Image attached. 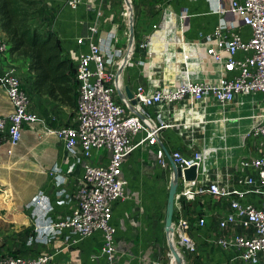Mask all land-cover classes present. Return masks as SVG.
I'll return each instance as SVG.
<instances>
[{"label":"crops","instance_id":"1","mask_svg":"<svg viewBox=\"0 0 264 264\" xmlns=\"http://www.w3.org/2000/svg\"><path fill=\"white\" fill-rule=\"evenodd\" d=\"M67 1L44 0L45 23L60 36L65 52H88V43L80 45L77 39L88 34L89 26L96 25L99 33L95 38L100 35L103 39L101 46L110 61L109 68L118 69L129 42L125 0H81L76 9ZM225 3L229 5L231 0H132L135 47L120 76L121 90L124 92L128 86L135 92L143 85L154 91L174 85L184 76L183 50L188 54V69L194 80L216 82L220 65L203 50L206 36L222 19L218 8ZM238 30L248 33L245 26L240 25ZM7 74L18 76L31 93L30 109L38 113L40 120L24 126L22 139L12 154L7 152V137L0 134V255L11 251L31 254L43 251L53 253L51 264H106L98 235L71 246L65 245V235L54 236L48 243L36 240L37 226L70 214L76 202L74 190L84 175L83 165L68 153L64 143L46 131L48 127L70 123L75 107L35 94L29 60L13 53L8 46L0 52V116L13 111L3 82ZM116 97L122 101L118 92ZM240 97L244 98L237 96L232 102L239 101ZM210 99L213 98L193 106L184 100L148 108L157 121H164L168 126L161 131L157 144L145 142L123 161L126 199L114 204L111 220L117 226L115 254L120 264H154L156 260L161 264H175L169 255L165 230L173 174L169 154L172 156L175 150L185 156L200 150L204 153L197 177L201 191L192 199L176 196L175 201L173 220L179 213L188 216L194 224L198 217L205 218L203 225L195 224L192 228L191 233L199 245L196 253H186V264H236L234 253L221 248L216 240L243 228L219 226L218 222L227 213L229 198L211 193L208 186L215 182L232 184L239 173L238 160L258 155L263 140L248 135V129L237 135L238 128L230 124L223 141H219L218 146L213 145V141L207 140V119L200 107L204 102L208 108ZM256 100L261 102L259 95L242 102L254 105ZM252 110L255 115L263 112L262 109L257 113L254 107ZM252 114L234 118L224 115L221 125L225 127L230 120L240 124L243 119H250V127ZM209 131L214 133L212 129ZM215 133L221 140L220 132ZM143 135L139 132L132 136L130 145L138 144ZM104 154V158L95 156V161H105L109 152ZM179 202L181 210H178Z\"/></svg>","mask_w":264,"mask_h":264},{"label":"built area","instance_id":"2","mask_svg":"<svg viewBox=\"0 0 264 264\" xmlns=\"http://www.w3.org/2000/svg\"><path fill=\"white\" fill-rule=\"evenodd\" d=\"M67 3L76 9L81 0H68ZM218 12L222 19L206 36L207 44L203 50L220 65L218 80H194L188 69V54L183 50V78L174 85L154 91L139 85L134 92L135 98L139 99L135 105L138 113L129 110L130 107L116 97L117 69L109 68L110 61L101 46L102 37L95 38L99 28L89 26L88 34L77 39L80 45L88 43L89 51L69 52L76 66L74 118L70 123L48 127L46 131L64 143L68 153L83 165L84 175L74 190L76 202L70 214L37 226V241L48 243L54 236L65 235V245L71 246L86 237L98 235L99 249L106 256V264H120L115 254L117 226L111 220L114 204L126 199L123 161L135 147L145 142L157 144L161 131L168 126L164 121H157L148 108L184 100L193 106L209 98L226 106L237 96L259 95L263 112L251 115L253 122L247 133L262 138L260 153L238 160L239 173L232 184L211 183L208 191L229 198L227 213L218 222L219 226L243 228L218 238L216 243L234 253L236 264H264V0H231L229 5L220 6ZM240 25L248 28L247 34L238 30ZM7 47L8 42L0 31V52ZM3 82L13 111L0 116V134L7 137V152L12 154L22 139L24 126L38 122L40 116L30 109L31 93L18 76L7 74ZM139 132L144 135L138 144L131 146V137ZM106 151L109 154L105 161H95V156L104 158ZM172 158L183 170L193 165L199 170L204 153L200 150L185 156L175 150ZM201 188L197 179L180 178L176 196L192 199ZM177 204L181 210V203ZM133 220H137L136 216ZM204 223L205 218L198 217L195 224ZM195 224L182 213L173 220V239L183 255L198 251L199 244L191 233ZM52 259V252L11 251L0 255V264H51ZM154 264H161V261L156 260Z\"/></svg>","mask_w":264,"mask_h":264},{"label":"trees","instance_id":"3","mask_svg":"<svg viewBox=\"0 0 264 264\" xmlns=\"http://www.w3.org/2000/svg\"><path fill=\"white\" fill-rule=\"evenodd\" d=\"M44 0H0V28L13 53L29 60L33 92L75 107L76 66L45 23Z\"/></svg>","mask_w":264,"mask_h":264},{"label":"water","instance_id":"4","mask_svg":"<svg viewBox=\"0 0 264 264\" xmlns=\"http://www.w3.org/2000/svg\"><path fill=\"white\" fill-rule=\"evenodd\" d=\"M126 7L128 9L129 18H128V30H129V42L128 47L124 53L122 61L116 71L115 74V87L120 96V99L125 102L132 111L138 113L135 109V105L138 100L135 98V93L128 86L125 87L124 92L120 88V76L124 67L128 64L131 53L135 47V17H134V7L132 4V0H125ZM169 160L172 166V178L170 181L168 198H167V206H166V220H165V230L168 236L169 248L170 252L175 255V264H186V259L184 255L177 249L174 239H173V218L175 211V201L176 194L178 192L179 181L180 178H184L185 180H196L198 177V167L193 165L189 168L182 169L174 162L172 156L169 154Z\"/></svg>","mask_w":264,"mask_h":264},{"label":"rangeland","instance_id":"5","mask_svg":"<svg viewBox=\"0 0 264 264\" xmlns=\"http://www.w3.org/2000/svg\"><path fill=\"white\" fill-rule=\"evenodd\" d=\"M243 97H244L243 99H241V97H240L239 101H237V102L233 103L231 101L230 103H228L226 105L225 108L220 106L219 103L215 99H210L209 101H207L208 108H205L204 102L200 104V107L202 109L201 112L205 113V117L207 119V122H206V128H208L207 129V132H208L207 140L213 141V145L218 146L217 144H219V141H223L222 137H224L226 127L230 124H233L238 128L237 132H236L237 135L238 134L240 135L241 133L247 131V129L249 128L248 124H250V122H251L250 119H243L240 124H237V123H235V121L230 120V122L226 123V126L223 127L221 125V120L224 117V115L226 117H229V118H234V117H238V116H249L250 114H252L253 107L256 109L257 113L261 112V110L263 109L262 103L260 101H257V100H256V104H254V105L253 104H244L243 102L244 101L248 102V100H250L251 96L245 95ZM191 115L192 114L190 113V116ZM192 126H194V125L193 124L189 125V128L192 129L191 128ZM211 129L213 130L214 133L209 131ZM215 132H220L221 140L217 136H215V134H216ZM239 138H240V136H239ZM6 198H8V196H6ZM21 250L22 249H19V251H21ZM185 255H186V253H184V258L186 259ZM186 263H187V261H186Z\"/></svg>","mask_w":264,"mask_h":264},{"label":"bare ground","instance_id":"6","mask_svg":"<svg viewBox=\"0 0 264 264\" xmlns=\"http://www.w3.org/2000/svg\"><path fill=\"white\" fill-rule=\"evenodd\" d=\"M170 256H171V259H172V262L175 263V255L173 253L170 252Z\"/></svg>","mask_w":264,"mask_h":264}]
</instances>
